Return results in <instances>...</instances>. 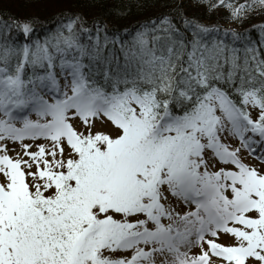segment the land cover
I'll return each instance as SVG.
<instances>
[{
	"label": "snow or ice",
	"instance_id": "obj_1",
	"mask_svg": "<svg viewBox=\"0 0 264 264\" xmlns=\"http://www.w3.org/2000/svg\"><path fill=\"white\" fill-rule=\"evenodd\" d=\"M219 6L242 20L264 0ZM79 19L0 42V264H264V173L221 140L264 161V35L227 29L225 42L215 26L185 18L182 31L164 16L125 39L77 30ZM101 117L119 134L93 132ZM39 138L50 145L23 143ZM212 159L234 169L210 171Z\"/></svg>",
	"mask_w": 264,
	"mask_h": 264
},
{
	"label": "trees",
	"instance_id": "obj_2",
	"mask_svg": "<svg viewBox=\"0 0 264 264\" xmlns=\"http://www.w3.org/2000/svg\"><path fill=\"white\" fill-rule=\"evenodd\" d=\"M0 3V42L7 41L12 44H24L31 40L42 39L53 34L69 18L79 16L76 29L90 30L95 36L97 27L109 37L122 36L128 39L143 25L150 21H159L168 16L178 28H183L185 18L194 20L201 25L220 29L214 33L218 39L225 42L231 41V36H224L223 30L234 29L243 33L247 29V38L259 42L261 36L258 28L253 25L264 23V11L257 9L249 13L247 18L234 20L230 17L229 10L223 6L212 7L217 0H3ZM243 0H235L241 3ZM39 9V10H38ZM28 22L32 25L33 32L25 36L17 24ZM228 23L237 25L230 28ZM7 24L8 29L3 30ZM191 39L190 33H187ZM85 37H82V42ZM239 46V42H237ZM114 48L116 55L121 56L119 45H109ZM107 53V49L105 50Z\"/></svg>",
	"mask_w": 264,
	"mask_h": 264
},
{
	"label": "rangeland",
	"instance_id": "obj_3",
	"mask_svg": "<svg viewBox=\"0 0 264 264\" xmlns=\"http://www.w3.org/2000/svg\"><path fill=\"white\" fill-rule=\"evenodd\" d=\"M0 3H1V5H5L3 0H0ZM228 26L230 28L237 27V25L234 23H228ZM63 83H64V81L61 80L62 85H63ZM46 98H49V97H46ZM248 111L251 113L252 119L255 120L258 117V113H259L258 109H252L251 107H249ZM30 118L33 120L37 119L35 113H31ZM70 122L73 123V126L76 128L77 131H85V132L87 131V129L85 128L83 123L78 118L72 119ZM17 126H19V123H17ZM91 130L93 132H103V133L109 134L111 136H115V135L119 134V130L116 129L110 121H108L106 118H103V117H101V119H99V120L94 121V126L92 127ZM247 135H251V133H248ZM221 140H222V142L228 144L230 146V148H232V149L240 148L239 157L242 160V162L249 165L250 167L257 168L259 171L264 173V161L256 159L255 155H250L247 149L242 148L241 142L239 141L238 138L233 137V136L229 135L227 132H225V133L221 134ZM6 143L8 144L9 149H14V151L8 152L9 156L16 158L18 153H19V155L23 156V150L20 147V142L6 141ZM23 143L32 145V147L29 149V151H37L38 150L37 145L44 144V145L48 146V145H50L51 142L48 140H45L43 138H39L35 141L30 140V139H26ZM258 153H259V149H257V154ZM211 155H212L211 151L208 150L205 154V159L206 160L209 159L211 157ZM24 159H28V157L24 156ZM221 167H225L226 169H228V168L234 169L233 165H224V164L217 162L215 159L210 160V162H209V170L210 171L219 170V168H221ZM165 194L168 195L167 193H165ZM169 202L172 204V207L176 211L181 212V214L183 213V211L190 210V207L185 206L182 203L176 201V199L174 197H171L170 195H169L168 201L165 203L167 204ZM116 218H120V217L117 216ZM140 218H143V216H141ZM164 222L167 223L166 220ZM220 242L225 244V245L233 243V241L231 239L223 238V237L221 238ZM198 252H199L198 248L192 250V254H195ZM105 254L107 255L108 253H105ZM112 255H114V257L124 256V257L130 258L132 255V252L130 250L126 251V252L118 251ZM156 264H160V258L159 257L156 260ZM217 264H218V262H217Z\"/></svg>",
	"mask_w": 264,
	"mask_h": 264
}]
</instances>
